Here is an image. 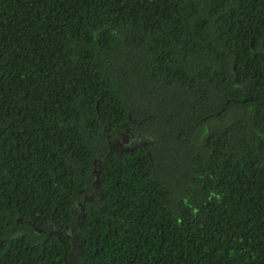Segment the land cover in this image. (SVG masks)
I'll return each instance as SVG.
<instances>
[{
	"label": "trees",
	"instance_id": "1",
	"mask_svg": "<svg viewBox=\"0 0 264 264\" xmlns=\"http://www.w3.org/2000/svg\"><path fill=\"white\" fill-rule=\"evenodd\" d=\"M52 227L80 264H264V0H0V264H71Z\"/></svg>",
	"mask_w": 264,
	"mask_h": 264
},
{
	"label": "flooded vegetation",
	"instance_id": "2",
	"mask_svg": "<svg viewBox=\"0 0 264 264\" xmlns=\"http://www.w3.org/2000/svg\"><path fill=\"white\" fill-rule=\"evenodd\" d=\"M125 130H126V133L121 134V132L120 133L118 132L113 137L112 141L110 142V146H109V149L111 151H113V150H115V151H120V150L129 151L132 149L133 146H137V144L145 146V145H148L151 143V141H148L149 138L142 137L141 134L140 135L139 134H136V135L132 134L133 129L132 130L125 129ZM127 130H129V131H127ZM128 133L131 135H128ZM136 136H138V138H135ZM152 139L154 140V138H152ZM137 140H141L142 142L137 141ZM93 190H96V187H94ZM79 196L81 198V201L78 202L77 204L80 206H83V202H86L87 200H90L93 198V196L90 193H88V191H85V190L80 191ZM71 233L72 232L70 229L62 231V229L60 227H52V230H50L49 232L46 233L47 235L45 236V238H50L51 236H54V237H57V238L63 240L62 239L63 234H65V238L70 239Z\"/></svg>",
	"mask_w": 264,
	"mask_h": 264
},
{
	"label": "water",
	"instance_id": "3",
	"mask_svg": "<svg viewBox=\"0 0 264 264\" xmlns=\"http://www.w3.org/2000/svg\"><path fill=\"white\" fill-rule=\"evenodd\" d=\"M99 173H96V186L98 187V184H99ZM40 232V230H38ZM72 232V231H71ZM71 237H70V240L72 242V249H71V252L69 253V260H70V263L71 264H80L76 258H75V255L72 253L73 251H77L79 252L80 248H79V245L77 244V240H76V237L74 235H72V233L70 234Z\"/></svg>",
	"mask_w": 264,
	"mask_h": 264
},
{
	"label": "rangeland",
	"instance_id": "4",
	"mask_svg": "<svg viewBox=\"0 0 264 264\" xmlns=\"http://www.w3.org/2000/svg\"><path fill=\"white\" fill-rule=\"evenodd\" d=\"M147 110V108H145ZM142 111V110H141ZM152 111V110H151Z\"/></svg>",
	"mask_w": 264,
	"mask_h": 264
}]
</instances>
